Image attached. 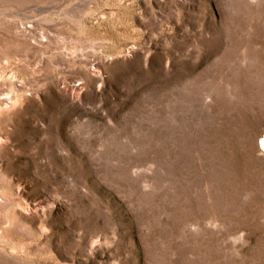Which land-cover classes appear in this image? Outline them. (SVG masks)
<instances>
[{
	"label": "rangeland",
	"instance_id": "rangeland-1",
	"mask_svg": "<svg viewBox=\"0 0 264 264\" xmlns=\"http://www.w3.org/2000/svg\"><path fill=\"white\" fill-rule=\"evenodd\" d=\"M263 139L264 0H0V264H264Z\"/></svg>",
	"mask_w": 264,
	"mask_h": 264
},
{
	"label": "bare ground",
	"instance_id": "bare-ground-1",
	"mask_svg": "<svg viewBox=\"0 0 264 264\" xmlns=\"http://www.w3.org/2000/svg\"><path fill=\"white\" fill-rule=\"evenodd\" d=\"M263 140H264V139H263ZM263 140H262V141H263ZM262 141H261V142H262Z\"/></svg>",
	"mask_w": 264,
	"mask_h": 264
}]
</instances>
